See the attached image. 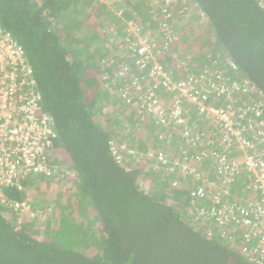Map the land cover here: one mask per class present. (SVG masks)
<instances>
[{
  "label": "trees",
  "instance_id": "obj_1",
  "mask_svg": "<svg viewBox=\"0 0 264 264\" xmlns=\"http://www.w3.org/2000/svg\"><path fill=\"white\" fill-rule=\"evenodd\" d=\"M174 2L165 17L164 0H0V24L25 49L52 131L51 173L0 188V264H254L242 253L239 224L225 228L234 229L230 237L217 216L203 219L212 202L220 209L255 197L250 176L239 173L234 197L216 204L224 176L213 162L193 165L205 178L170 168L184 157L194 162L207 145L140 124L120 89L135 77L146 83L153 66L134 62L135 22L173 78L206 74L205 87L212 76L246 78L256 90L245 95L259 101L264 120V0ZM124 65L126 75H116ZM56 182L59 194L40 196ZM24 201L27 210L15 206Z\"/></svg>",
  "mask_w": 264,
  "mask_h": 264
},
{
  "label": "built area",
  "instance_id": "obj_2",
  "mask_svg": "<svg viewBox=\"0 0 264 264\" xmlns=\"http://www.w3.org/2000/svg\"><path fill=\"white\" fill-rule=\"evenodd\" d=\"M164 1L163 13L169 17L175 0ZM128 31L136 41L133 48L138 56L134 62L142 69L148 61H153V66L146 83H140L135 77L133 85L120 89L123 98L136 110L140 124L151 121L153 125L177 130L194 147L207 145L208 149L196 153L194 162L184 157V162L175 161L169 167L174 171L179 165L195 178H205L201 168L193 165L213 162V167L224 176L221 189L213 193L216 204L234 197L232 184L238 181L239 173L250 176L245 177V186L255 192V197L244 198L243 203L233 198L220 209L212 202L210 215L206 212L203 219L217 216L224 229L234 222L239 224L243 231L239 235L242 253L254 264H264V120L260 118L259 101L245 95L255 92L256 88L246 78L224 80L218 76L220 81H215L212 76L209 87L200 81L206 74H201L200 79L196 74L175 79L158 61L162 49L153 50L154 43L142 33L141 26L130 22ZM128 69L124 65L116 75L124 76ZM32 72L25 49L0 24V188L18 185L32 172L49 174L52 171L47 163L52 134L50 120L41 112L42 94L32 87ZM165 132L161 131L160 137ZM158 158L165 160L163 152H159ZM119 159L122 158L119 156ZM197 190L200 196L209 197L207 187L199 185ZM15 206L22 210L29 207L25 201ZM224 229V236H232L234 229Z\"/></svg>",
  "mask_w": 264,
  "mask_h": 264
},
{
  "label": "rangeland",
  "instance_id": "obj_3",
  "mask_svg": "<svg viewBox=\"0 0 264 264\" xmlns=\"http://www.w3.org/2000/svg\"><path fill=\"white\" fill-rule=\"evenodd\" d=\"M101 1H103V2H106V3H109V4H111V3H113L114 1H116V0H101ZM201 15H203V14H201ZM189 16V15H188ZM202 20V19H201ZM201 20H198V21H201ZM182 21V20H181ZM191 21V20H190ZM193 23H196V19H193V21H192ZM195 26V25H194ZM129 29V28H128ZM192 74H194V73H192ZM191 75V74H190ZM257 99V98H256ZM203 124V123H202ZM141 126V125H140ZM137 131H138V127H137ZM133 140V139H132ZM133 141H135V140H133ZM164 154V153H163ZM155 167V166H154ZM177 169H179V168H177ZM51 183V182H50ZM50 185V187H46V186H44L45 188L43 189V191L42 192H40V196H43V195H46V196H48V194H59V192H60V190L62 189V186H61V183H58V182H56V183H52V184H49ZM234 186V183L232 184V187Z\"/></svg>",
  "mask_w": 264,
  "mask_h": 264
}]
</instances>
